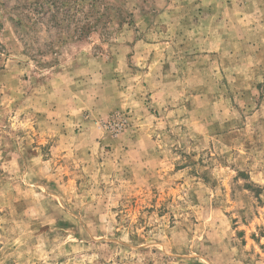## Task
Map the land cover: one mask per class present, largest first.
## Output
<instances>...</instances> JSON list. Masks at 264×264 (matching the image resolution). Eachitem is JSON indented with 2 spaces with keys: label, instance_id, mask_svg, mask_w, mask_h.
<instances>
[{
  "label": "rangeland",
  "instance_id": "1",
  "mask_svg": "<svg viewBox=\"0 0 264 264\" xmlns=\"http://www.w3.org/2000/svg\"><path fill=\"white\" fill-rule=\"evenodd\" d=\"M0 264H264V0H0Z\"/></svg>",
  "mask_w": 264,
  "mask_h": 264
},
{
  "label": "trees",
  "instance_id": "2",
  "mask_svg": "<svg viewBox=\"0 0 264 264\" xmlns=\"http://www.w3.org/2000/svg\"><path fill=\"white\" fill-rule=\"evenodd\" d=\"M52 7V6H51ZM37 13H39L38 11H37Z\"/></svg>",
  "mask_w": 264,
  "mask_h": 264
}]
</instances>
